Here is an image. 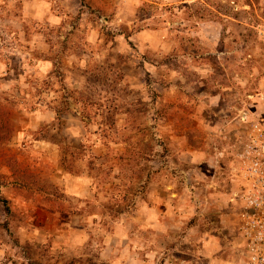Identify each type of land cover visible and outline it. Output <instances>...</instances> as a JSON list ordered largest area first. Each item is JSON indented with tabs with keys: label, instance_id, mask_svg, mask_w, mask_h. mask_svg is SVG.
<instances>
[{
	"label": "rangeland",
	"instance_id": "rangeland-1",
	"mask_svg": "<svg viewBox=\"0 0 264 264\" xmlns=\"http://www.w3.org/2000/svg\"><path fill=\"white\" fill-rule=\"evenodd\" d=\"M262 119L264 0H0V264H148L147 195L176 194L159 264L221 189L243 264L236 154Z\"/></svg>",
	"mask_w": 264,
	"mask_h": 264
},
{
	"label": "built area",
	"instance_id": "built-area-1",
	"mask_svg": "<svg viewBox=\"0 0 264 264\" xmlns=\"http://www.w3.org/2000/svg\"><path fill=\"white\" fill-rule=\"evenodd\" d=\"M236 157L241 186L234 198L239 202L243 264H264V119L250 124Z\"/></svg>",
	"mask_w": 264,
	"mask_h": 264
},
{
	"label": "crops",
	"instance_id": "crops-1",
	"mask_svg": "<svg viewBox=\"0 0 264 264\" xmlns=\"http://www.w3.org/2000/svg\"><path fill=\"white\" fill-rule=\"evenodd\" d=\"M218 184L221 186V183L218 182ZM218 192L219 193L214 192V194L216 195L215 197H219L221 200L219 202L216 199L219 208H214L212 210L214 215L218 217L215 225L211 226L210 230L204 232V234L194 230V227H190L191 233L195 231L197 235L190 236L189 248H187V251L185 252L182 251L183 249L176 246L168 249L164 247L161 250L158 249L161 256L163 255L159 264H199L200 262H203L204 264H227L228 259L225 258V247H228L225 246V193L224 189H221ZM161 195V197L156 199L148 194L147 203H145V222L143 228L150 236V238L147 239L149 244L146 247L147 256L149 257L148 264H152V260L156 255L154 248L151 247L153 242H150V240L153 239V234L158 233L159 235H162L163 232L167 233L169 230L168 226H166V217L172 215L175 220V217L177 216V210L170 206V202L173 201L170 197H175L176 194L169 195L163 193ZM78 196L81 197V195ZM85 197L86 196L83 198ZM173 204L175 207V202ZM182 253L188 255L185 260L182 259V256L184 255Z\"/></svg>",
	"mask_w": 264,
	"mask_h": 264
},
{
	"label": "trees",
	"instance_id": "trees-1",
	"mask_svg": "<svg viewBox=\"0 0 264 264\" xmlns=\"http://www.w3.org/2000/svg\"><path fill=\"white\" fill-rule=\"evenodd\" d=\"M203 16H200L199 18H202Z\"/></svg>",
	"mask_w": 264,
	"mask_h": 264
}]
</instances>
